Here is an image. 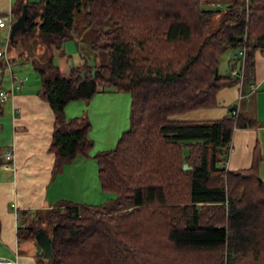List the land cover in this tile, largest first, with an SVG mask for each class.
Segmentation results:
<instances>
[{
	"label": "trees",
	"instance_id": "16d2710c",
	"mask_svg": "<svg viewBox=\"0 0 264 264\" xmlns=\"http://www.w3.org/2000/svg\"><path fill=\"white\" fill-rule=\"evenodd\" d=\"M213 1H17V18L27 4L28 19L12 42L36 44L41 97L56 116L54 171L94 147L90 121L67 118L68 104L107 88L132 97L131 127L114 149L95 154L102 189L116 199L99 206L62 201L24 226L23 237L31 239L41 226L50 232L53 258L44 264H264L259 158L246 169L226 165L235 128L259 122L239 108L216 121L175 118L214 108L218 92L240 81L221 75L220 58L229 51L237 52L235 69L246 51L245 85L255 80L257 51L264 53V0L208 8ZM80 18L95 32L92 48L109 61H86L65 74L52 48L79 32Z\"/></svg>",
	"mask_w": 264,
	"mask_h": 264
},
{
	"label": "crops",
	"instance_id": "0c3cea01",
	"mask_svg": "<svg viewBox=\"0 0 264 264\" xmlns=\"http://www.w3.org/2000/svg\"><path fill=\"white\" fill-rule=\"evenodd\" d=\"M17 3L13 0H0V15L11 13L15 22L17 16L14 4ZM8 31L10 35L12 32L9 26L0 27V36L1 33ZM75 43L73 37L66 41L62 48H52L55 63L65 74H69L73 67L83 64L81 57L79 60L81 63H78L77 58L74 57L80 52ZM20 51L15 47L11 52V57H14L12 59L24 58L23 52ZM236 54L237 52L229 51L226 54L224 67H220V72L224 70V74L221 75L232 77L233 80L237 79L233 74L237 63L234 59ZM36 57H38L37 51L30 55L32 63ZM255 65V80L247 85L239 81L221 89L217 94V106L214 108L188 111L175 118L184 121H216L224 118L232 108L248 112L259 123L255 127L235 128L226 165L230 170L246 169L253 165L254 157L258 156L259 176L264 180L263 52L257 51ZM6 74L11 76L9 86L12 85V75L0 72V88L3 87ZM42 88L40 75L34 68L33 71L27 72V78L24 79L21 88L16 89L12 98L0 101V259H10L17 261L18 264H44L46 260L43 256L35 255V238L23 237L24 226L29 221L28 217L46 212L62 201L99 206L109 200L105 194L108 192L102 189L99 181L97 161L90 152L89 156L78 155L73 162L65 164L59 172L54 171L56 157L50 146L56 116L49 102L42 99ZM107 91L120 93L115 89L107 88L102 89L88 102L73 101L65 107L67 118L87 117L90 121L96 116H103V122L111 132L114 125L117 126L113 121L116 105L122 102L123 109L119 108V112L125 125L126 103L129 99L110 98ZM104 115H108L109 121ZM93 120L90 121L91 130L95 128ZM9 151H12L14 158L11 161L4 158ZM39 228L47 231L45 227Z\"/></svg>",
	"mask_w": 264,
	"mask_h": 264
},
{
	"label": "rangeland",
	"instance_id": "374dc122",
	"mask_svg": "<svg viewBox=\"0 0 264 264\" xmlns=\"http://www.w3.org/2000/svg\"><path fill=\"white\" fill-rule=\"evenodd\" d=\"M17 0H13V2H16ZM228 2V0H215L213 1L209 6H207L208 8H224L225 4ZM218 3H221V5H219ZM15 8H17V4H14ZM21 15V14H20ZM223 18V12H215L211 18V26H210V30L209 32L212 33L213 31H215L218 27H219V23L221 22ZM78 28H79V32L76 33V35L74 36V42L77 43L78 48L80 49L79 55H74V57L77 58V62H79L80 57H81V61L82 63L88 61L90 64L96 66V65H101V63H107L109 61V56H107V53L100 49V50H96L94 48H92V41L95 39V32L92 28H90L86 21L82 18H80L78 20ZM9 35V31L7 33H1L0 36V47H6L5 45V39L8 37ZM22 42L21 43H15L13 44V42H9L8 45V58L11 60V69H12V73L14 71V75L17 76L19 79L23 80L25 78H27V72H30V70H34V66L32 63V58H30V55L33 52H36V50L38 49L37 46H35L36 44H33V42L29 39H26L25 42L23 40H20ZM32 43V45H31ZM75 43V46L77 47ZM23 45V46H22ZM15 47L20 49V52H23V57L22 59L15 57V59H12L11 57V52H13V50H15ZM25 48V49H24ZM31 48V49H30ZM30 49V50H29ZM19 52V53H20ZM32 52V53H31ZM14 58V57H13ZM26 58V59H25ZM37 58V57H36ZM225 58L226 55L220 58V66H223L225 64ZM23 61V62H22ZM0 62H2V67H4V65L6 64L5 59H0ZM20 63V64H19ZM17 64V65H16ZM224 67V66H223ZM2 68L0 67V70ZM39 73V72H38ZM221 73L224 74V70H221ZM11 74V73H10ZM11 76H9V74H6L5 79H4V84H2L3 88H11L10 85V81H11ZM23 81L20 84H23ZM2 89V88H0ZM110 94V98H116V97H126L127 103H126V110H125V115L126 119H125V125H124V121L122 119V114L121 112H119V108L123 109V103L120 102L119 105H116V113L113 116V121L117 124L114 125L115 127H113L111 129V132L109 131V127L107 126V124L105 122H103L104 118L103 116H96L93 119V125L95 128H93L90 132V138L92 139V141L95 142L94 147L91 149L90 153L92 155V157L95 158V154L97 152L103 151V150H107V149H114L117 144H118V139L120 138V136L123 134L124 131L129 130V128L131 127V112H130V107L131 104L129 105V103H131L130 99H132V97H130V95L128 93H123L120 92L119 94H115L114 92L111 91H107ZM106 120L109 121L108 119V115H104ZM106 196L109 198L108 201H106L105 203H111L112 201H114L116 199L115 194L114 193H105ZM44 214V212H43ZM40 214H35L32 217H28L29 221L27 222V225H33V224H38V220L40 219ZM42 219V218H41ZM20 226H22V221L20 220ZM43 226H46L43 225ZM47 260V259H46ZM44 263H46V261H44Z\"/></svg>",
	"mask_w": 264,
	"mask_h": 264
},
{
	"label": "built area",
	"instance_id": "2783aa9c",
	"mask_svg": "<svg viewBox=\"0 0 264 264\" xmlns=\"http://www.w3.org/2000/svg\"><path fill=\"white\" fill-rule=\"evenodd\" d=\"M14 16H12V14H8V15H0V27H6L9 26V30L12 29L13 23H14ZM12 32V30H11ZM11 40V33L10 35L7 37V39H5V45L6 47H1L0 48V59H5L6 64L4 65V67H2L0 72H7V73H11L12 75V85L10 89L7 88H3L0 89V101L3 102L9 98H12L14 96V92L16 91V89L21 88L20 84L23 80L19 79L17 76H15L12 73V69H11V60L8 58V45L9 42ZM245 56H246V51L245 49L242 48V50H240V58H242V60L239 63V67L236 68L233 71V74L236 77H239L240 81H243V75H244V70H245ZM4 158H6V160L11 161L13 158V154L12 151L7 152L4 156ZM0 264H18L17 261H13L10 259L4 260V259H0Z\"/></svg>",
	"mask_w": 264,
	"mask_h": 264
},
{
	"label": "water",
	"instance_id": "95a60500",
	"mask_svg": "<svg viewBox=\"0 0 264 264\" xmlns=\"http://www.w3.org/2000/svg\"><path fill=\"white\" fill-rule=\"evenodd\" d=\"M28 19V5H24L23 12L17 20L14 22L12 26L11 40L14 39L15 33L18 29L26 31V20ZM183 167L185 169H192V166H188L184 164ZM35 246H36V254L39 256H43L45 259L50 260L53 258V245L54 242L52 240V236L50 232L45 231L44 229H38L35 232Z\"/></svg>",
	"mask_w": 264,
	"mask_h": 264
}]
</instances>
